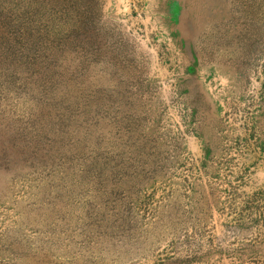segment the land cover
Instances as JSON below:
<instances>
[{
	"label": "rangeland",
	"instance_id": "obj_1",
	"mask_svg": "<svg viewBox=\"0 0 264 264\" xmlns=\"http://www.w3.org/2000/svg\"><path fill=\"white\" fill-rule=\"evenodd\" d=\"M0 264H264V0H0Z\"/></svg>",
	"mask_w": 264,
	"mask_h": 264
}]
</instances>
